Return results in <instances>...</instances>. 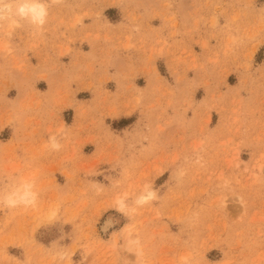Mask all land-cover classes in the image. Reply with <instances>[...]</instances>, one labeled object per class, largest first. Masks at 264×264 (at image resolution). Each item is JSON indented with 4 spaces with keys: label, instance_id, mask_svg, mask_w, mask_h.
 <instances>
[{
    "label": "rangeland",
    "instance_id": "1",
    "mask_svg": "<svg viewBox=\"0 0 264 264\" xmlns=\"http://www.w3.org/2000/svg\"><path fill=\"white\" fill-rule=\"evenodd\" d=\"M48 2L0 28V188L40 191L0 210V264H264V0Z\"/></svg>",
    "mask_w": 264,
    "mask_h": 264
},
{
    "label": "clouds",
    "instance_id": "2",
    "mask_svg": "<svg viewBox=\"0 0 264 264\" xmlns=\"http://www.w3.org/2000/svg\"><path fill=\"white\" fill-rule=\"evenodd\" d=\"M49 8L48 0H0V28L15 30L28 27L39 31L48 22ZM59 135H62V133L48 137L47 144L52 151H60L63 147L58 138ZM24 168H31L30 163H26ZM118 186L119 183L117 182ZM157 199V190L150 182H146L134 199L130 198L126 191L117 193L114 204L121 215L134 217L140 208ZM39 202L40 191L35 176L27 177L23 171L17 172L9 179L6 186L0 188V210L32 209L37 207ZM56 220V215H51L49 223H54ZM113 227L114 221L109 217L104 221L101 230L108 232ZM122 239V247L129 251L136 252L142 248L138 236L129 234ZM53 244H57V242ZM53 255L57 264H63L69 259L68 252L60 244Z\"/></svg>",
    "mask_w": 264,
    "mask_h": 264
},
{
    "label": "crops",
    "instance_id": "3",
    "mask_svg": "<svg viewBox=\"0 0 264 264\" xmlns=\"http://www.w3.org/2000/svg\"><path fill=\"white\" fill-rule=\"evenodd\" d=\"M111 7H106V9H110ZM106 9H104V10H106ZM22 56V53H20V56L19 57H21Z\"/></svg>",
    "mask_w": 264,
    "mask_h": 264
}]
</instances>
